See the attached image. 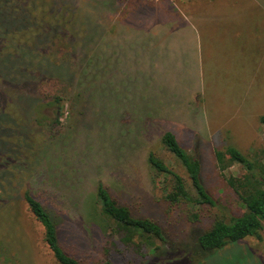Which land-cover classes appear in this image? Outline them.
I'll use <instances>...</instances> for the list:
<instances>
[{"label":"rangeland","instance_id":"374dc122","mask_svg":"<svg viewBox=\"0 0 264 264\" xmlns=\"http://www.w3.org/2000/svg\"><path fill=\"white\" fill-rule=\"evenodd\" d=\"M172 1L0 0V264H56L25 190L59 216L60 242L81 264H264V221L260 240L178 259L193 230L242 209L225 183L241 169L225 147L264 159V27L216 16L248 0ZM166 131L199 161L214 207L166 201L169 181L151 172L149 152L187 184L160 143ZM98 183L161 227L164 248H176L167 262L132 237L119 241L100 214Z\"/></svg>","mask_w":264,"mask_h":264},{"label":"trees","instance_id":"16d2710c","mask_svg":"<svg viewBox=\"0 0 264 264\" xmlns=\"http://www.w3.org/2000/svg\"><path fill=\"white\" fill-rule=\"evenodd\" d=\"M6 67L5 64H0V70H3L5 76L8 75ZM2 117L0 115V119ZM258 121L264 127V115L260 116ZM160 143L180 165L187 180L186 184L182 177L167 167L161 159L149 152L146 161L151 172L156 176H163L169 181L165 195L166 201L170 204L182 203L197 208L214 207V200L201 182V167L197 158L186 153L175 136L169 131L161 135ZM225 151L229 158L241 169V174L225 178V183L241 204L242 209L237 214L221 209L220 215L214 216L208 228L193 230L187 247H182L184 256L182 255L178 259H185L189 256L203 259L209 254L243 239L254 238L260 240L262 222L264 221V159L259 156L247 157L229 145L225 147ZM214 156L219 170H224L222 154L215 152ZM21 197L27 212L33 221L40 226L41 241L54 262L56 264H81L64 249L60 242L57 229L59 216H56L55 212L48 211L28 191H23ZM95 200L99 204L100 214L106 220L110 230L118 236L119 241L124 243L126 237H132L135 240L132 244L136 249L153 252L163 262L170 259L168 258L170 251H176V248L171 250L164 248L168 245L158 224L149 218L134 216L127 207L120 205L109 195L101 183L96 186ZM197 220L198 216L196 214L190 215L192 223L197 222ZM155 242H158V245ZM104 264L110 263L107 261Z\"/></svg>","mask_w":264,"mask_h":264},{"label":"crops","instance_id":"0c3cea01","mask_svg":"<svg viewBox=\"0 0 264 264\" xmlns=\"http://www.w3.org/2000/svg\"><path fill=\"white\" fill-rule=\"evenodd\" d=\"M193 1L195 3L198 0H177V2H181L182 5L188 4V3H190V5H191V2H193ZM206 1H208V0H206ZM218 1H227V0H218ZM249 1L256 2L257 8H247V7H250ZM172 2H174V0ZM257 2H264V0H248V2H247L248 4L243 5L242 8H240L241 10H224L220 14H216V16H220V17L224 18V19H222L223 21H229V20H232L233 18H238V16H240L241 18H243L244 16H246V17L253 16L255 18V20L260 18L258 27L262 28V27H264V8H258ZM172 7L174 8V6H172ZM206 11H208V10H206ZM199 14H202V12H200ZM204 15H205V13H204ZM207 15H209V18H207ZM211 20L212 19L210 16V12H208L206 14V18L204 19V23L207 21H211ZM256 36H257V41L263 39V42H264V33L257 32ZM251 38L253 39V37H251ZM256 59H257V57H256Z\"/></svg>","mask_w":264,"mask_h":264}]
</instances>
